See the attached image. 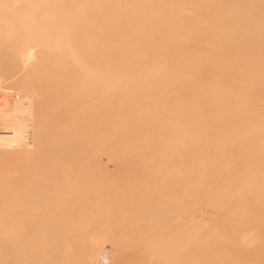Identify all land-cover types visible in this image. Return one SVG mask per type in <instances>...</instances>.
<instances>
[{
    "label": "bare ground",
    "instance_id": "1",
    "mask_svg": "<svg viewBox=\"0 0 264 264\" xmlns=\"http://www.w3.org/2000/svg\"><path fill=\"white\" fill-rule=\"evenodd\" d=\"M0 264H264V0H0Z\"/></svg>",
    "mask_w": 264,
    "mask_h": 264
},
{
    "label": "rangeland",
    "instance_id": "2",
    "mask_svg": "<svg viewBox=\"0 0 264 264\" xmlns=\"http://www.w3.org/2000/svg\"><path fill=\"white\" fill-rule=\"evenodd\" d=\"M177 135H178V133H177ZM101 158H102L104 161H105V160L108 161L109 155H108L107 153H103V154H101ZM176 224H178V223H176ZM167 225H168V226H167ZM170 225L172 226V224H170ZM170 225H169L168 223L165 224V227H166V228L163 229V231H158V230H157V233H159V232H164V234H165V233L167 232V230H171V227L169 228ZM174 226H175V227H176V226L178 227L179 225H175V224H174ZM167 227H168L169 229H167ZM177 227H176V228H177ZM172 228H173V226H172ZM173 229H174V228H173ZM171 231H172V230H171ZM223 231H226V229L224 228V230L222 229V230H219L218 232H223ZM174 232H175V231H174ZM177 232H178V235L176 234ZM177 232H175L174 234L171 233V232H167V233L165 234L166 236H169V237H168V238H169L168 244H169L170 241H172V240H173V242H172L173 244H174V243H177V242H179V241H181L182 238H180V237H182V236L180 235V233H179L180 231H178V229H177ZM162 234H163V233H162ZM164 234L162 235L163 237H164ZM175 234H176V235H175ZM179 235H180V236H179ZM171 237H172L173 239H172ZM164 238H165V237H164ZM164 238H163L162 241H163V242L165 241V242L167 243V240H168L167 237H166L167 240H165ZM170 238H171L172 240H170ZM177 238H178V241L175 242ZM179 239H180V240H179ZM212 243H213V244H210L209 246H210L211 249L213 248V249H212V250H213V253H218V252H219L221 255H222V253H224V255H222V256H227V254H228L227 252H228V248H229V244H228V243L224 244L223 246H220L219 243H218L216 240H213ZM211 245H212L213 247H212ZM220 250H221V251H220ZM226 250H227V251H226ZM222 251H223V252H222ZM225 252H226V254H225Z\"/></svg>",
    "mask_w": 264,
    "mask_h": 264
}]
</instances>
